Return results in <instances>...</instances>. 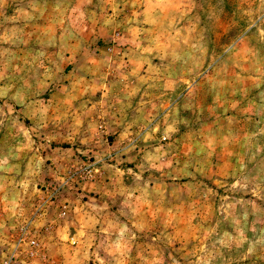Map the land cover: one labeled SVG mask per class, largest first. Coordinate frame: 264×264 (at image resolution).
<instances>
[{
    "label": "rangeland",
    "instance_id": "1",
    "mask_svg": "<svg viewBox=\"0 0 264 264\" xmlns=\"http://www.w3.org/2000/svg\"><path fill=\"white\" fill-rule=\"evenodd\" d=\"M0 264H264V0H0Z\"/></svg>",
    "mask_w": 264,
    "mask_h": 264
}]
</instances>
